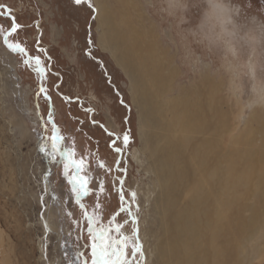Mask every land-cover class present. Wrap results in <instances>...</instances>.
I'll return each mask as SVG.
<instances>
[{
    "label": "rangeland",
    "instance_id": "1",
    "mask_svg": "<svg viewBox=\"0 0 264 264\" xmlns=\"http://www.w3.org/2000/svg\"><path fill=\"white\" fill-rule=\"evenodd\" d=\"M90 2L92 7L77 5L74 0H0V264H91L85 211L94 219L99 217L94 231L111 222L113 227L123 224L127 234L138 229L139 238L140 229H145L146 247L139 239L143 264H166V258L156 251L168 235L157 205L161 189L153 184L154 173L145 168L148 162L155 165L154 155L149 160L145 151L141 165L132 153L142 151L141 121L145 119L148 126L143 132L151 136L154 149H161L169 133L154 128L150 119L158 124L162 115L169 121L172 113L156 86L141 89L145 72L138 63V49L129 43L122 47L133 55L128 57L133 71L127 75L103 48L101 32L106 27L96 17L97 2L110 8L125 35L129 32L123 18L143 33L146 44L153 42L162 61L159 77L170 76L171 91L166 96L206 90L207 81L215 83L224 142L238 134L254 133L255 147L262 146L264 103H255L258 93L253 86L255 81L264 82V0H219L229 13L223 23L227 31L211 20L209 0ZM9 10L14 21L6 15ZM13 22L20 27L8 36V42L19 43L27 55L12 52L3 42ZM227 38L235 48L234 55L226 46ZM37 55L47 69L43 81L31 60ZM26 59L29 65L24 64ZM249 64L254 74L247 71ZM41 87L45 93L40 92ZM53 128L63 138L54 160ZM125 133L129 136L126 147ZM117 137L116 146L123 149L119 154L110 146ZM65 151L74 152L77 159L87 158L91 192L79 201L63 175ZM101 162L105 168H100ZM101 182L104 191L97 200ZM131 193H135L134 201ZM134 209L143 223L129 215ZM243 214L247 217L249 212ZM111 239H116V233ZM261 241L246 243L242 264H264Z\"/></svg>",
    "mask_w": 264,
    "mask_h": 264
},
{
    "label": "bare ground",
    "instance_id": "2",
    "mask_svg": "<svg viewBox=\"0 0 264 264\" xmlns=\"http://www.w3.org/2000/svg\"><path fill=\"white\" fill-rule=\"evenodd\" d=\"M209 3L211 20L218 22L222 31H227L223 24L229 18L225 4L219 0H209ZM109 9L105 4L97 2L96 17L106 27L101 32L103 48L111 53L117 65L124 68L127 75H131L133 71L130 69L132 60L128 59L133 55L123 49V45L129 43L131 48L138 49V63L141 69L143 65L144 71H141L145 72L143 84L140 83L141 89L156 86L158 95L166 97L163 100H166L172 113L169 121L163 115L157 120L158 124L150 119L154 128L158 126L169 133L164 136L162 148L154 149L151 143L153 140L149 139L151 136L143 132L144 127L148 126L145 119L141 121L143 131L140 134L143 152L135 149L132 153V158L141 165L145 151L148 154L146 158L155 163V169L149 162L145 168L154 173L153 184L161 189V200L157 205L160 206V217L168 234L164 243L155 250L166 258V264H242L243 254L247 252L246 243L261 239L264 245V137L262 146L257 148L254 145V133L242 134L243 136L238 134L239 136L229 137L227 143L224 142L219 124V102L215 101L216 86L211 81H207L209 87L206 90L196 88L190 93L187 91L177 94V97L166 96L171 91L170 76L159 77L162 61L156 55L153 42L146 44L143 33L134 29L129 19L123 18L121 21L129 32L125 35V31L120 30L115 14L112 15ZM226 46L234 55L235 48L229 39ZM142 48L143 53L140 51ZM117 50L121 51L118 52L119 55ZM246 68L250 74H254L252 64ZM134 72L137 73L138 70ZM253 88L258 93L255 103H264V82L258 84L255 81ZM143 101L145 103L144 99ZM253 117L252 115V119ZM262 125L264 126L263 123ZM242 131L244 130L240 132ZM244 211L249 212L247 217L244 216ZM131 214L133 218L140 220L136 209ZM142 221L144 220H140V223ZM144 230L140 229L139 239L146 247ZM259 231L261 234L256 235ZM256 248L252 250L256 252Z\"/></svg>",
    "mask_w": 264,
    "mask_h": 264
},
{
    "label": "snow or ice",
    "instance_id": "3",
    "mask_svg": "<svg viewBox=\"0 0 264 264\" xmlns=\"http://www.w3.org/2000/svg\"><path fill=\"white\" fill-rule=\"evenodd\" d=\"M74 3H76L77 5H80L81 3H87L88 7H92L90 0H74ZM94 10L95 9L93 8V11ZM6 14H10V10L9 13ZM19 27V25L13 22L10 31L5 34L4 42L12 52L27 55L26 50L21 47L19 43L13 44L8 42V36L16 33ZM31 60L34 61V70L37 76L41 81H43L45 79L47 71L46 66L44 65V61H42L39 55L31 57ZM23 62L25 65H29V60L26 59ZM40 92L45 93L46 89L41 87ZM55 133L56 129L53 128V135L50 138L52 150L51 158L53 160L56 158V154L60 153L61 151L59 141L63 139ZM119 139V137L113 139L110 145L118 154L123 151L121 147L116 146L117 140ZM128 143L129 136L125 133L123 135V145L126 147ZM40 150L42 152L45 150L43 145L41 146ZM63 155V175L68 184L71 185V191L75 194L77 201H79L80 197L88 196L91 192V189L88 187L90 178L86 175V170L88 168L87 158L81 157L77 159L75 158L74 152L70 151L63 152ZM119 163L120 161L117 160V164ZM99 166L100 168H105L103 162H101ZM70 171L71 175H69ZM120 183L122 184V181H120ZM103 191L104 185L101 182L99 184L97 192V200H99V195L102 194ZM131 196L134 201L135 193H131ZM121 200H123V196H121ZM96 207H100L99 203L96 204ZM129 215H131V213H129ZM83 216L87 222V231L89 233L91 264H133V261H135V264H143L144 253L142 244L140 243L138 238V229L133 228L131 234H127L122 231L123 224H116L115 227H113L112 223L110 222L107 228L101 227L98 230L94 231V228H96V222L99 220V217L97 216L94 219V215L89 214L86 211L83 213ZM113 232L116 233L115 240L111 239V234ZM85 264H87V262H85Z\"/></svg>",
    "mask_w": 264,
    "mask_h": 264
},
{
    "label": "water",
    "instance_id": "4",
    "mask_svg": "<svg viewBox=\"0 0 264 264\" xmlns=\"http://www.w3.org/2000/svg\"><path fill=\"white\" fill-rule=\"evenodd\" d=\"M5 9L7 10V8L5 7ZM7 13H9L8 11H7ZM6 15H8L9 17H11L12 19H13V16L11 15V14H6ZM4 42V41H3ZM4 44H5V42H4ZM6 45V44H5ZM7 46V45H6Z\"/></svg>",
    "mask_w": 264,
    "mask_h": 264
}]
</instances>
